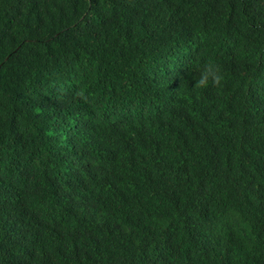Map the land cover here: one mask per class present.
<instances>
[{"label": "trees", "instance_id": "1", "mask_svg": "<svg viewBox=\"0 0 264 264\" xmlns=\"http://www.w3.org/2000/svg\"><path fill=\"white\" fill-rule=\"evenodd\" d=\"M0 264H264V0H0Z\"/></svg>", "mask_w": 264, "mask_h": 264}, {"label": "clouds", "instance_id": "2", "mask_svg": "<svg viewBox=\"0 0 264 264\" xmlns=\"http://www.w3.org/2000/svg\"><path fill=\"white\" fill-rule=\"evenodd\" d=\"M224 79L222 67L213 59L209 58L194 69V86L205 87L209 84L221 86Z\"/></svg>", "mask_w": 264, "mask_h": 264}, {"label": "bare ground", "instance_id": "3", "mask_svg": "<svg viewBox=\"0 0 264 264\" xmlns=\"http://www.w3.org/2000/svg\"><path fill=\"white\" fill-rule=\"evenodd\" d=\"M174 198V197H173Z\"/></svg>", "mask_w": 264, "mask_h": 264}]
</instances>
